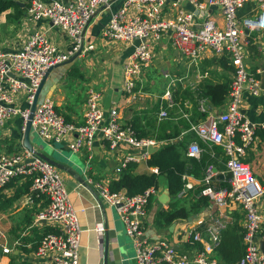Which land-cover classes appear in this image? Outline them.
I'll return each mask as SVG.
<instances>
[{
  "label": "built area",
  "instance_id": "2783aa9c",
  "mask_svg": "<svg viewBox=\"0 0 264 264\" xmlns=\"http://www.w3.org/2000/svg\"><path fill=\"white\" fill-rule=\"evenodd\" d=\"M247 4L254 13L252 19L238 15ZM109 5V0L24 2L22 22L31 26L27 38L14 50L0 47V128L9 119L19 117L21 131H24L34 94L48 68L66 62L76 53L79 57L94 50V43L87 42L85 34L99 10ZM213 9H217L221 20L214 17ZM40 22L42 25L48 23V26L41 28ZM51 27L66 36L67 47L62 49L53 43L49 32ZM262 27L264 0H122L120 8L111 12L103 27L100 37L105 41H138L123 61V91L132 98H135L137 81L152 63L153 47L162 38L193 63L211 51L217 57H227L232 66L224 111L190 126L202 141L222 148L227 156L225 166L229 187L215 190L211 186L215 173L210 167L205 170L202 180L205 187L201 193L209 197L218 217L186 219L191 225L187 228V250L179 251L164 237L150 239L145 236L144 220L150 198L156 193L154 186L129 196L124 190L112 191L103 181H92L87 177L100 199L116 209L132 242L136 264H264V251L259 243H264V213L257 204L264 195V186L242 161L246 148L253 141L254 126L241 109L244 91L257 95L261 90L259 77L248 71L243 63V35L247 30ZM171 90L168 86L163 92L169 105L172 104ZM19 93L24 94L26 107L17 105ZM200 110L205 109L200 107ZM166 115L165 110L159 112V118ZM30 131L48 143L66 142L73 152L91 151L97 134L111 149L120 143L144 149L140 156H126L115 167L116 173L127 163L146 158L149 152L145 149L154 148L157 143L150 138L137 137L131 126L118 120L116 108L106 116L101 106V92L93 87L86 91L82 123L68 122L56 111L53 100L45 96L37 99ZM198 153L195 145L188 151L189 156H198ZM154 172L158 173L157 168ZM19 177L30 178L29 195L39 193L47 199L46 206L36 214L35 223L45 221L54 225L53 231L40 239L35 254L48 264H79L81 229L77 209L69 200L59 169L25 147L0 153V189ZM191 186L185 183V188ZM230 205L243 211L244 252L237 260L225 262L217 257L215 248L222 231L227 228V208ZM94 230L101 236L105 226L98 223ZM3 252H9V249L3 247Z\"/></svg>",
  "mask_w": 264,
  "mask_h": 264
},
{
  "label": "crops",
  "instance_id": "0c3cea01",
  "mask_svg": "<svg viewBox=\"0 0 264 264\" xmlns=\"http://www.w3.org/2000/svg\"><path fill=\"white\" fill-rule=\"evenodd\" d=\"M109 1V7L99 10L85 34V40L94 43V50L53 68L48 74L38 98L50 97L57 112L62 114L68 122L79 124L83 121L87 89L93 87L99 90L101 106L106 116L112 108H116L118 120L122 124L132 128L134 124L137 130L148 134L144 138H150L157 142L156 149L146 148L145 150L149 152L148 156L135 162L134 171L136 173H155L154 168L156 167L149 166L147 159L159 146L166 143V140H158L154 135L164 133L158 129L160 123H170V126L165 129V133L172 132L174 127L177 128V138H172L170 141L180 144L185 149V156L199 158L202 153H207L213 157V164L209 165L212 171L215 169L211 186L215 190L219 189V181L228 182L225 166L227 156L222 153L214 157L212 149L214 144L202 141L190 129V126L205 121L209 116L222 113L225 108V100L223 104L215 106L210 104L208 98L195 97L191 92L194 93L200 84L230 82L232 66L229 60L227 63L231 67H223L219 63L221 57L207 51L202 59L193 63L178 54L166 38H162L153 47L152 63L154 58L165 59L169 68L172 66L174 71L164 67L161 74L153 73L151 63L137 81L135 98H132L123 91V61L133 51L134 45L138 41L108 42L100 37L111 12L122 5V0ZM21 7L23 15L24 3L21 4ZM11 11L9 9V12ZM213 12H215L214 17L221 20L217 9H213ZM22 15L15 20L16 22L7 21L3 38L0 40V47L3 49L14 50L20 47L27 38L31 26L22 22ZM238 15L243 18H254L251 5L247 4L240 9ZM38 25H41V28H46L48 23L42 25L40 22ZM49 32L53 43L62 49L67 47L69 41L60 30L51 27ZM243 38L245 53L243 63L248 71L255 72L259 77L261 90L257 95L247 91L243 93L241 109L245 118L254 126V137L252 143L246 148L242 161L264 186V27L245 31ZM170 54L178 58L174 64L169 61ZM176 68L180 70H175ZM154 74L162 75L163 78L166 76L163 85L156 84ZM168 86L172 89V104L170 105L163 98V92ZM16 103L20 107H26L23 93L16 96ZM200 107L205 110H200ZM175 109L178 111L174 112ZM161 110H165L167 114L163 118H159ZM200 113H204L205 116L202 117ZM185 121L188 123V128L183 126ZM20 127V118L13 117L0 128V143L5 144L3 147L6 150L11 149L9 152H2L10 153L24 148L23 132ZM46 143L55 153V159L40 150L42 145L33 144V147L39 154L56 164L65 182L69 200L77 209L81 229L79 264H104V246L108 251L107 264H136L132 242L125 233L124 225L116 209L100 199L94 185L87 182V177H90L92 181H103L109 186L111 181L118 178L115 167L126 156H140L144 149L126 143H120L117 148L111 149L100 134H97L91 151L73 152L68 148L66 142L60 143V147ZM192 145L199 149L198 156L188 155ZM220 173L223 175L222 178L217 176ZM203 177L194 178L184 174L182 179L185 180V183L192 185L190 189H196L203 185ZM24 181V178L13 180L1 189L0 193L6 197L13 196L15 192L17 193V186ZM155 188L153 202L149 205L144 220L145 236L150 239L164 237L179 251H185L189 248L187 228L191 225L186 219H178L167 226L158 224L156 213L159 209L166 208L170 200L163 176H159L158 187ZM160 197L165 202H161ZM46 204L47 199L44 195L39 193L29 195V192H23L6 210H0V264H48L35 254L40 238L54 229V225L49 222L35 223L36 214ZM257 204L260 212L264 213V195ZM216 214V207L210 204L194 215L196 218L207 219L211 216L218 217ZM226 219L227 227L234 222L244 226L243 211L235 205H230L227 208ZM98 223H103L105 226L101 236L94 230ZM3 247H7L9 252H3Z\"/></svg>",
  "mask_w": 264,
  "mask_h": 264
},
{
  "label": "trees",
  "instance_id": "16d2710c",
  "mask_svg": "<svg viewBox=\"0 0 264 264\" xmlns=\"http://www.w3.org/2000/svg\"><path fill=\"white\" fill-rule=\"evenodd\" d=\"M8 9L14 10V16L16 18H19L23 13V8L19 2L15 0H0V14ZM227 62L228 58L225 56L219 59V63L223 67L230 68L231 66ZM229 86L230 82L228 81L221 83H205L200 84L194 93H191L194 94L195 97H206L211 105L218 106L223 104L226 99ZM200 115L202 117L205 116L204 113H200ZM183 123V126L188 128V123L186 121ZM167 126H170V123H160L158 129L162 130L164 133H157L154 135L158 140H166V143L159 146V148L150 154L147 159V164L151 167H156L158 173H136L134 171L136 163L129 162L120 170L118 178L111 181L109 184L110 190H124L127 195L132 196L144 192L151 186L158 187V178L159 176H163L166 181L170 200L166 208H161L156 213L157 222L160 226L170 225L178 219H187L189 216L197 214L203 208L209 206V197L201 193L205 185L203 184L196 189L184 191L185 180L182 179V176L188 174L194 178H201L207 167L213 164V157L207 153H202L199 158L185 156V149H183L180 144L170 141L172 138H177V128L174 127L172 132L165 133ZM133 130L139 138H144L148 135L144 131L137 130L134 124ZM212 149L214 157L223 153L220 146L213 145ZM222 160H224V157H222ZM16 179H22V177ZM24 179L25 181L17 186V193L15 192L13 196L6 197L0 193V210H6L20 194L29 192L31 180L29 177H25ZM220 187L227 188L229 187V183L227 181H219L218 188L220 189ZM181 195L184 197L187 195L193 196L186 202L181 200ZM153 198L154 197L150 198L149 205L153 202ZM243 234L244 227L237 222H234L224 229L221 233L220 242L215 248L217 257L225 262L237 260L244 252Z\"/></svg>",
  "mask_w": 264,
  "mask_h": 264
},
{
  "label": "rangeland",
  "instance_id": "374dc122",
  "mask_svg": "<svg viewBox=\"0 0 264 264\" xmlns=\"http://www.w3.org/2000/svg\"><path fill=\"white\" fill-rule=\"evenodd\" d=\"M15 1L23 4L26 0H15ZM10 10H12V11L9 12V9H8V10H6V11H4V12H2L0 14V40H2V38H3L2 35L4 33L5 26L8 24L7 21L9 20L10 22H12V21H15L17 19L14 16V10L13 9H10ZM17 26L20 27L19 24H17ZM168 57H169L170 63H173V64L178 60V58L173 56L172 54H170ZM164 67H167L169 70H173L174 71L172 66L169 68V64H168L167 60L161 59V58H159V59L158 58H154V61L152 63V71H153V73L161 74L164 71ZM175 70H180V69L176 68ZM159 74H156V75L154 74L155 75V82H156V84L160 83V85H163L164 79H166L165 78L166 76L164 75L165 77L163 78V76L159 75ZM177 111H178V109H175L174 112H177ZM30 139H31V142L33 144H36L38 146L42 145V147H40V150L44 154H47L49 157H52V158L55 157V153L48 146V144L45 141H43L34 131H31ZM51 144H54L56 147H60L61 146V145H59L60 143L53 142ZM3 146H5V144L0 143V152H2V151H8L9 152L10 149L6 150ZM7 147H8V145H7ZM192 196L193 195H187V196L184 197V196L181 195V198H182L181 200L187 202Z\"/></svg>",
  "mask_w": 264,
  "mask_h": 264
},
{
  "label": "water",
  "instance_id": "95a60500",
  "mask_svg": "<svg viewBox=\"0 0 264 264\" xmlns=\"http://www.w3.org/2000/svg\"><path fill=\"white\" fill-rule=\"evenodd\" d=\"M100 10H101V9H100ZM142 40H143V39H142ZM77 55H78V53H76V54H75L74 56H72L69 60H67L66 62H64V63H62V64H66V63H68V62L74 60V59L77 57ZM62 64H60V65H62ZM57 66H59V65H56V66H53V67L48 68V70L46 71V73H45V75H44V77H43V79H42V81H41L39 87L37 88V90H36V92H35V94H34L33 101H32V103H31V105H30L29 119H28V121L26 122V125H25V128H24V131H23V137H22V139H23V146H24L25 148L29 149L31 152H34V153L40 155L42 158L48 160L49 162H51V163H52L53 165H55V166H56V164H55L53 161H51L49 158L45 157L44 155L39 154V153L34 149V147H33V143L31 142V139H30V134H31V131H30V124H31V119H32V116H33V113H34L35 105H36L37 99H38V97H39V94H40V92H41L42 86H43V84H44V82H45V80H46L48 74L50 73V71H51L53 68L57 67ZM149 148H150V147H149ZM152 148H153V147H152ZM153 149H156V148L154 147ZM149 150H150V149H149ZM153 151H154V150H153ZM150 152H152V150H150ZM213 171H215V169H213ZM217 176L220 177V178L223 177V175H222L221 173L218 174ZM186 190H187V188H184V191H186ZM159 200H160L161 202H163V201L165 202V200H163L162 197H160ZM194 217H195V215H191V216L188 217V220H192ZM255 240H257V239H255ZM101 241H102V239H101ZM259 243H260V247H261V249L264 251V243L261 242V241H260ZM107 261H108V251H107L106 246H104V264H107Z\"/></svg>",
  "mask_w": 264,
  "mask_h": 264
}]
</instances>
